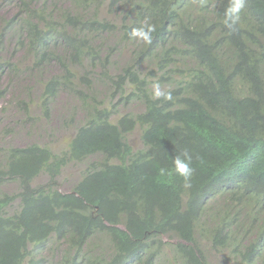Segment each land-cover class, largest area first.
<instances>
[{
    "label": "trees",
    "instance_id": "obj_1",
    "mask_svg": "<svg viewBox=\"0 0 264 264\" xmlns=\"http://www.w3.org/2000/svg\"><path fill=\"white\" fill-rule=\"evenodd\" d=\"M13 1L0 21V51L10 50L0 76L25 74L38 86L36 101L16 106L29 119L36 102L48 117L60 91L77 107L59 153L0 146V264H44L41 253L64 243L52 264H261L245 236L264 200V0H246L234 31L223 23L230 0ZM142 21L156 25L151 44L130 37ZM154 83L172 99L153 98ZM175 98L171 116L160 117ZM132 103L138 114L119 116ZM136 126L137 146L126 140ZM185 155L190 186L158 179ZM70 165H83L80 180L62 193L56 179ZM9 182L17 193L2 191ZM228 190L238 213L206 204ZM163 237L174 241L165 258Z\"/></svg>",
    "mask_w": 264,
    "mask_h": 264
},
{
    "label": "rangeland",
    "instance_id": "obj_2",
    "mask_svg": "<svg viewBox=\"0 0 264 264\" xmlns=\"http://www.w3.org/2000/svg\"><path fill=\"white\" fill-rule=\"evenodd\" d=\"M13 13L14 7L5 6L3 1L0 0V21L2 18L9 17ZM103 40L108 47L115 45L114 37L111 35H104L102 37ZM9 51V49H7V52L0 51V60H9ZM125 55L127 57L129 54ZM120 59L119 55L116 54L113 59L114 64L115 62H120ZM14 60H18V57H15ZM0 92L4 93L0 99V146L22 148L37 142L41 146H46L47 149H52L54 153H59L66 147L74 134L72 128L69 129L66 121H64L68 117V114L64 113V103L68 100L66 96L63 97L62 94L57 95L52 107L49 108V117L46 119L41 117L35 105H30L31 118L28 119L25 113L16 106L15 100H36L38 86L32 79L23 74L11 81L8 74L4 72L0 76ZM63 99H65V102ZM135 107V105H129L130 111L132 112ZM61 124L65 128H62ZM137 139V132L129 137L131 143H136L135 146L138 145ZM82 169L83 165H70L67 169L63 170L56 179L58 190L62 193L68 192L80 180ZM44 180V177H40L36 183L42 184ZM1 189L9 195L17 193L18 190L17 185L12 182L7 183ZM17 205L18 202L15 201L11 205L10 211L15 210ZM54 255V259H57L60 256V252H56ZM49 256L50 254L47 251L41 254V257L47 259L44 264L52 263L48 258ZM212 259L213 263L218 261V257Z\"/></svg>",
    "mask_w": 264,
    "mask_h": 264
},
{
    "label": "clouds",
    "instance_id": "obj_3",
    "mask_svg": "<svg viewBox=\"0 0 264 264\" xmlns=\"http://www.w3.org/2000/svg\"><path fill=\"white\" fill-rule=\"evenodd\" d=\"M2 1L5 4V6L14 7V12H15L16 5H15L13 0H12V4H10V5L7 3V0H2ZM213 3H218V2H213ZM66 4L67 3H64V2H58L56 5L65 6ZM245 4H246V0H230L227 8L225 9L224 20H223L224 26L227 29L234 31L236 29V26L240 24V22H241V13H242V10L245 8ZM190 15L195 20L194 16L192 14H190ZM180 16H181L180 17L181 20L184 22L185 15H183L181 13ZM155 31H156V25L155 24L150 23V22H146V21H142L140 23L139 27H134L132 29V31L130 33V37L134 38V39L142 40L146 44H151L152 40H153V35L152 34ZM116 54L117 53H115V52L112 54V57H111L110 61L113 62V59L116 56ZM119 70H112V72L113 73H117ZM93 72H96V73L92 76V78H95V77L100 75V71L99 70H95ZM174 86L172 85L169 88V90H171L173 88H176ZM58 94H62L63 97L66 96L68 98V100L66 102H65V99H63L64 102H65L64 103V111H65L64 113L69 114L70 107H77V103L72 97L68 96L64 92H60L59 91L54 96L53 100L51 99L50 104L48 103L49 104V106H48V117H49V108L52 107V104L56 100V97H57ZM161 97H163L165 100H171L172 99V94H171L170 91H168V92L163 91L162 88L160 87L159 83H154L153 84V98L159 99ZM175 103H176V98L170 104H167V105H165L162 108L160 106V108H159L160 117L169 118L171 116V112L173 110L172 106ZM35 104H36V102L34 104H32V105H35ZM135 104H137V103H132L130 105L134 106ZM126 109L127 110H125V109L120 110L119 111V116L123 115V114H134V115H136L140 111L139 107H135L132 112L130 111L129 106L126 107ZM39 113H41V112L39 111ZM48 117H45V119L48 118ZM135 132H137L139 134L138 126H136L135 129L132 131V133L129 134V137ZM129 137L126 139L128 143H130ZM34 143H37V142H34ZM193 172H194V169L191 166V157L190 156L185 155L183 158L181 156H176V157L173 158V169L161 168L160 172H159L158 179L163 181V180H165L166 177L170 179L174 175H177L179 177H182L185 180L186 186H190V185H188L187 182L190 180ZM219 182L221 184H223L224 186H226V184H224L222 181H219ZM209 202H211V203H219V204L223 205L224 207H226L227 210H229V211H231V212H233L235 214L238 213V210H239L238 198L235 196V193H231V192H229V190L224 195H216V196H214L212 198V200L210 198H208L206 204L209 203ZM256 209L259 211V214H260L259 215L258 225L255 228V230L252 232V234L250 236H245V238L251 239L253 244L257 246V248L259 250V253H260V257L259 258L257 257L256 259L261 264H264V200L262 202L256 204ZM61 242H63V241H61ZM172 243H174L173 240H169L166 237L162 238V244H163L162 255H163V258H165L166 255L169 252H171V244ZM65 247H66V244L64 243L63 246H61L58 249L59 252H60V256L59 257L56 256L57 259H54L55 255L52 256L51 253H49V251H47L50 254V256L48 257L49 260H51V262L53 263L55 260H58L59 258H61V254H62L63 250L65 249ZM40 257H41V255H40ZM41 258H43L45 261L47 260L44 257H41Z\"/></svg>",
    "mask_w": 264,
    "mask_h": 264
}]
</instances>
